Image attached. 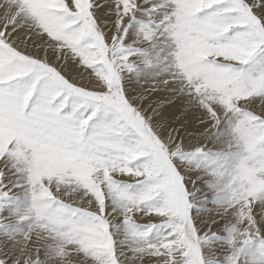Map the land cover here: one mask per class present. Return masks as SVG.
Here are the masks:
<instances>
[{"label":"snow or ice","instance_id":"snow-or-ice-1","mask_svg":"<svg viewBox=\"0 0 264 264\" xmlns=\"http://www.w3.org/2000/svg\"><path fill=\"white\" fill-rule=\"evenodd\" d=\"M0 264H264V0H0Z\"/></svg>","mask_w":264,"mask_h":264},{"label":"rangeland","instance_id":"rangeland-1","mask_svg":"<svg viewBox=\"0 0 264 264\" xmlns=\"http://www.w3.org/2000/svg\"><path fill=\"white\" fill-rule=\"evenodd\" d=\"M84 82L87 83V81H84ZM118 178L127 180L128 182H133L135 179L134 177H130V176H122V177H118ZM135 218H136L138 223L149 222L147 217H140L139 215H137ZM152 220H153V222H158V220L155 216L152 217Z\"/></svg>","mask_w":264,"mask_h":264}]
</instances>
